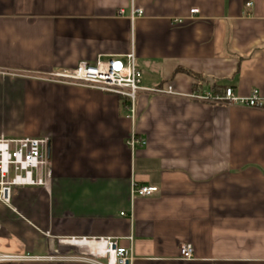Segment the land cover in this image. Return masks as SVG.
Returning a JSON list of instances; mask_svg holds the SVG:
<instances>
[{
    "label": "crops",
    "instance_id": "1",
    "mask_svg": "<svg viewBox=\"0 0 264 264\" xmlns=\"http://www.w3.org/2000/svg\"><path fill=\"white\" fill-rule=\"evenodd\" d=\"M131 51L135 120L117 94L47 79ZM230 87L264 88V0H0V136L47 137L52 171L0 202V252L38 259L0 264H104L80 258L100 237L133 264H264V107L194 97Z\"/></svg>",
    "mask_w": 264,
    "mask_h": 264
},
{
    "label": "built area",
    "instance_id": "2",
    "mask_svg": "<svg viewBox=\"0 0 264 264\" xmlns=\"http://www.w3.org/2000/svg\"><path fill=\"white\" fill-rule=\"evenodd\" d=\"M252 3H247L250 6ZM193 8L191 13H198ZM136 9L132 17L142 14ZM178 23L184 19H177ZM52 82L77 85L100 90L106 93L117 94L128 101L129 116L137 117V99L141 92L147 91L142 86V73L136 64V53L129 52L126 61L115 57L105 60L98 59L95 62L82 61L76 67L51 71L48 78ZM157 93H170L172 87L165 89L155 88L151 90ZM195 98L205 100L218 105L246 106L250 108L264 107V88H254L249 95L236 94L233 88L223 91L209 92L204 95H194ZM49 139L47 137L34 136H0V202L12 205L13 193L16 188L39 186L50 188L52 171L48 154ZM127 144L132 150L146 146L147 140L142 138L136 130L130 134ZM134 194L151 196L159 191L155 185H134ZM124 215V212H122ZM83 238V241H86ZM96 248L85 252L83 259L98 261V258L107 259L104 264H133L134 253L131 247L120 244L119 238L100 237L91 240ZM102 248V253L98 249ZM180 255L184 259L194 256V245L182 244ZM114 256V258H113ZM38 259L30 253H5L0 252V262H21Z\"/></svg>",
    "mask_w": 264,
    "mask_h": 264
},
{
    "label": "bare ground",
    "instance_id": "3",
    "mask_svg": "<svg viewBox=\"0 0 264 264\" xmlns=\"http://www.w3.org/2000/svg\"><path fill=\"white\" fill-rule=\"evenodd\" d=\"M76 243H78V244H80V245H82V246H86L87 244H88V242L87 241H77ZM89 246V245H88ZM91 247H94V248H96V245H91ZM99 250V252L100 253H102L103 251H105V250H103L102 248H100V249H98ZM113 258H114V256H113Z\"/></svg>",
    "mask_w": 264,
    "mask_h": 264
},
{
    "label": "water",
    "instance_id": "4",
    "mask_svg": "<svg viewBox=\"0 0 264 264\" xmlns=\"http://www.w3.org/2000/svg\"><path fill=\"white\" fill-rule=\"evenodd\" d=\"M49 150H50V143L48 144V153H49Z\"/></svg>",
    "mask_w": 264,
    "mask_h": 264
},
{
    "label": "rangeland",
    "instance_id": "5",
    "mask_svg": "<svg viewBox=\"0 0 264 264\" xmlns=\"http://www.w3.org/2000/svg\"><path fill=\"white\" fill-rule=\"evenodd\" d=\"M99 260V259H98ZM107 259H103V262L106 263Z\"/></svg>",
    "mask_w": 264,
    "mask_h": 264
}]
</instances>
